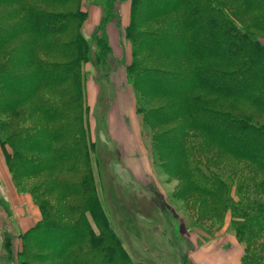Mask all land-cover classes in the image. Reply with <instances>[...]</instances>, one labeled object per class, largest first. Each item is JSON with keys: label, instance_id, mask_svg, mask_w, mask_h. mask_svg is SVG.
<instances>
[{"label": "trees", "instance_id": "16d2710c", "mask_svg": "<svg viewBox=\"0 0 264 264\" xmlns=\"http://www.w3.org/2000/svg\"><path fill=\"white\" fill-rule=\"evenodd\" d=\"M87 1L0 0V144L41 212L18 264H141L97 191L85 65L106 64L115 0H97L92 40ZM124 34L142 138L177 179L174 196L196 224L229 213L241 264H264V0H131Z\"/></svg>", "mask_w": 264, "mask_h": 264}, {"label": "rangeland", "instance_id": "374dc122", "mask_svg": "<svg viewBox=\"0 0 264 264\" xmlns=\"http://www.w3.org/2000/svg\"><path fill=\"white\" fill-rule=\"evenodd\" d=\"M101 70L104 71L103 67ZM110 91L111 88L101 94L94 109L89 107L88 117L97 191L109 226L135 263L192 264L190 249L214 237L225 219L194 223L192 212L174 196L177 179L155 160L152 159L154 170L150 173L134 172L123 166V152L108 136L103 116L107 105L104 96ZM94 231L99 233L96 226ZM8 239L2 236L0 264H18L17 253L2 244Z\"/></svg>", "mask_w": 264, "mask_h": 264}, {"label": "crops", "instance_id": "0c3cea01", "mask_svg": "<svg viewBox=\"0 0 264 264\" xmlns=\"http://www.w3.org/2000/svg\"><path fill=\"white\" fill-rule=\"evenodd\" d=\"M82 33L92 40L98 34L103 16V7L97 0H88ZM115 18L106 24L105 30L110 53L105 65L86 63L88 78L84 84L85 101L94 109L101 94L105 95L104 121L110 139L120 145L122 164L131 171H151L154 164L149 146L142 140L141 124L137 114V95L127 77V65L131 61V44L125 38V29L130 23L131 0H115ZM101 67L104 71L102 72ZM111 140V141H112ZM11 149L0 144V243L2 236L9 238L13 253L21 246V236L41 219V212L28 192L19 191L12 180L5 162V153ZM224 225L209 240L195 245L189 252L192 264H241L245 244L235 232L228 229L230 214ZM7 245V246H8Z\"/></svg>", "mask_w": 264, "mask_h": 264}]
</instances>
